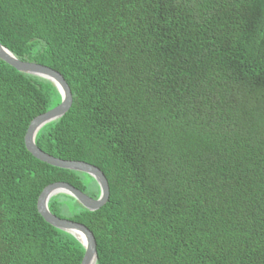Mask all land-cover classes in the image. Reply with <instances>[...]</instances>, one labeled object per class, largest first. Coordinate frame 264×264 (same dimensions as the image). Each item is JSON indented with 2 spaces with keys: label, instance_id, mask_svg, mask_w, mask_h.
Instances as JSON below:
<instances>
[{
  "label": "trees",
  "instance_id": "1",
  "mask_svg": "<svg viewBox=\"0 0 264 264\" xmlns=\"http://www.w3.org/2000/svg\"><path fill=\"white\" fill-rule=\"evenodd\" d=\"M0 42L71 88L36 144L105 174L96 211L49 201L93 232L96 264H264V0H0ZM60 102L0 58V264L83 260L38 198L55 182L92 198L100 187L25 144Z\"/></svg>",
  "mask_w": 264,
  "mask_h": 264
},
{
  "label": "water",
  "instance_id": "2",
  "mask_svg": "<svg viewBox=\"0 0 264 264\" xmlns=\"http://www.w3.org/2000/svg\"><path fill=\"white\" fill-rule=\"evenodd\" d=\"M0 58L22 73L37 76L49 80L54 84L61 95V102L56 107L35 117L25 135V144L29 152L37 159L52 166L83 172L91 176L100 187L98 198H92L86 193L67 182H55L44 188L38 198V211L52 226L75 236L84 246L85 254L81 264H96L98 259L97 242L93 232L84 224L69 219H64L53 214L49 209L50 199L60 193L67 194L77 200L90 211H96L103 207L109 200L110 188L108 180L97 166L83 161H71L56 158L36 144L38 132L47 124L64 116L73 103L72 92L65 78L51 67L35 62L22 61L0 42Z\"/></svg>",
  "mask_w": 264,
  "mask_h": 264
}]
</instances>
